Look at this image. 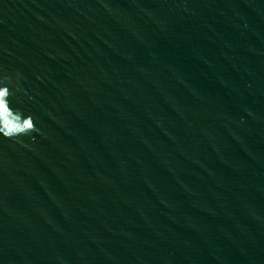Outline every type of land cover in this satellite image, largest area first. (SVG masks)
Here are the masks:
<instances>
[{
  "label": "water",
  "instance_id": "obj_1",
  "mask_svg": "<svg viewBox=\"0 0 264 264\" xmlns=\"http://www.w3.org/2000/svg\"><path fill=\"white\" fill-rule=\"evenodd\" d=\"M0 93V264H264V0H0Z\"/></svg>",
  "mask_w": 264,
  "mask_h": 264
},
{
  "label": "snow or ice",
  "instance_id": "obj_2",
  "mask_svg": "<svg viewBox=\"0 0 264 264\" xmlns=\"http://www.w3.org/2000/svg\"><path fill=\"white\" fill-rule=\"evenodd\" d=\"M0 95H3V93H0ZM28 126L31 127V124H29Z\"/></svg>",
  "mask_w": 264,
  "mask_h": 264
}]
</instances>
